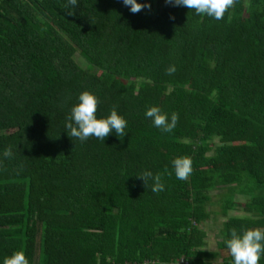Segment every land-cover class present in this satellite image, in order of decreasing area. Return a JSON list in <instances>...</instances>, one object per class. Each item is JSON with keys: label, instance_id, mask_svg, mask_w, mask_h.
<instances>
[{"label": "trees", "instance_id": "16d2710c", "mask_svg": "<svg viewBox=\"0 0 264 264\" xmlns=\"http://www.w3.org/2000/svg\"><path fill=\"white\" fill-rule=\"evenodd\" d=\"M67 3L0 0V264L21 250L29 264H212L231 229H264V0H236L222 20L165 0H137L151 9L136 14ZM84 91L98 119L116 108L124 137H69ZM153 106L179 114L173 132L145 116ZM183 156L187 181L172 164ZM238 196L251 217L223 220L207 250L211 208L228 216Z\"/></svg>", "mask_w": 264, "mask_h": 264}, {"label": "clouds", "instance_id": "9594fccd", "mask_svg": "<svg viewBox=\"0 0 264 264\" xmlns=\"http://www.w3.org/2000/svg\"><path fill=\"white\" fill-rule=\"evenodd\" d=\"M125 6H130L133 14L141 12L144 8L151 9V4L137 3V0H122ZM172 6H183L190 10H195L198 15H207L216 20H222L225 13L235 6L236 0H165ZM78 5V0H68L65 7L71 6L73 9ZM68 15H74L69 12ZM174 19V17H173ZM176 71L174 66L167 69V74L171 75ZM99 100L88 92L84 91L79 96V102L72 107L70 115L67 117L66 129L71 138H77L81 142L87 141L90 137H95L104 141L113 131L121 138L126 135L125 129L127 121L118 114L115 107L112 108L107 118L98 119ZM145 116L152 120L153 125L164 133L174 131L179 114L173 112L169 118L161 108L150 107ZM4 155L10 157L11 149L5 150ZM192 160L188 156L178 157L172 161L175 175L178 180L187 181L193 172ZM137 178L143 180L147 188L149 181H152V191L159 193L164 191V184L160 174H153L151 171H144ZM231 238L226 240V246L233 257L234 264H260L261 256L264 255V229H247L243 234H239L235 228L230 230ZM3 264H29L24 251H16L11 256L3 260Z\"/></svg>", "mask_w": 264, "mask_h": 264}, {"label": "rangeland", "instance_id": "374dc122", "mask_svg": "<svg viewBox=\"0 0 264 264\" xmlns=\"http://www.w3.org/2000/svg\"><path fill=\"white\" fill-rule=\"evenodd\" d=\"M76 60L78 63L82 66L85 67L87 64L85 61L78 55H76ZM222 191L220 190H215L211 193L212 198L214 201H216L221 194ZM220 198V197H219ZM247 198L238 196L236 199V210H232L228 213V216H220L217 213L220 212V207L214 206L212 207V211H216L217 213L214 214L212 213L211 217L209 220H207L203 225L202 228L206 232V249L212 252L218 251L217 248V242L219 240V234L220 231L223 227V220L229 218V217H251L249 213H246L244 210V206L247 202ZM219 255L216 259L212 260V264H222L223 259L229 257L230 251H219Z\"/></svg>", "mask_w": 264, "mask_h": 264}]
</instances>
